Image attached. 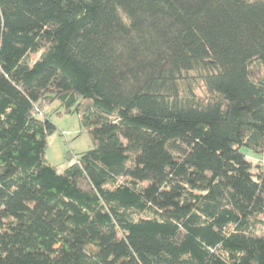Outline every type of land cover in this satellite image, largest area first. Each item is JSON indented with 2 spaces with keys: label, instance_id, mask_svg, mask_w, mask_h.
Instances as JSON below:
<instances>
[{
  "label": "trees",
  "instance_id": "1",
  "mask_svg": "<svg viewBox=\"0 0 264 264\" xmlns=\"http://www.w3.org/2000/svg\"><path fill=\"white\" fill-rule=\"evenodd\" d=\"M52 112L92 142L62 173ZM243 148L264 0H0V264H264Z\"/></svg>",
  "mask_w": 264,
  "mask_h": 264
},
{
  "label": "rangeland",
  "instance_id": "2",
  "mask_svg": "<svg viewBox=\"0 0 264 264\" xmlns=\"http://www.w3.org/2000/svg\"><path fill=\"white\" fill-rule=\"evenodd\" d=\"M56 106V104H53L44 110L50 111ZM51 121L56 126V131L47 137L44 157L45 161L53 166L57 173H62L74 162L73 157L75 155L92 147V142L88 132L82 128L77 113L56 114L52 112ZM241 152L253 165V173L258 171V165H264V153L255 154L244 148L241 149Z\"/></svg>",
  "mask_w": 264,
  "mask_h": 264
}]
</instances>
